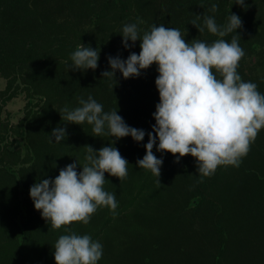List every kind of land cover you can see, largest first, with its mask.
Here are the masks:
<instances>
[{
  "label": "trees",
  "instance_id": "16d2710c",
  "mask_svg": "<svg viewBox=\"0 0 264 264\" xmlns=\"http://www.w3.org/2000/svg\"><path fill=\"white\" fill-rule=\"evenodd\" d=\"M235 3L0 0V264H56L55 243L71 233L101 243L97 264H264V129L238 167L219 166L207 177L198 173L191 155L177 163L176 156L157 151V138L153 152L163 159L158 178L137 165L146 154L147 135L139 143L131 136L97 137L87 122L62 120V109L80 107V99L91 96L130 127L152 131L160 102L158 65L139 77L125 79L119 71L115 78L102 76L111 71L109 56L127 59L141 51L140 41L131 49L122 43L124 25L133 23L141 37L163 24L179 29L186 42L211 44L220 37L207 30L204 16L225 26L231 13L238 15L245 55L237 72L264 94V0H245L247 7ZM233 35L223 39L230 42ZM82 43L100 50L96 70L70 69L71 55ZM16 98L25 105L13 120L7 105ZM57 126L67 127L59 143L50 135ZM88 145L97 151L116 147L129 162L122 181L105 173L104 190L115 195L117 208L100 207L87 224L52 229L35 209L30 188L54 180L69 164L82 166Z\"/></svg>",
  "mask_w": 264,
  "mask_h": 264
},
{
  "label": "clouds",
  "instance_id": "9594fccd",
  "mask_svg": "<svg viewBox=\"0 0 264 264\" xmlns=\"http://www.w3.org/2000/svg\"><path fill=\"white\" fill-rule=\"evenodd\" d=\"M235 4L247 7L245 0H236ZM216 9L212 5L211 11ZM192 25L199 32L204 30L195 20ZM204 25L220 39L211 44L195 39L189 43L179 29L163 24L152 26L141 37L137 24H126L122 30L124 48L131 49L140 41L141 51L130 52L127 59L108 57L111 71H104L103 78H115L117 71L125 79L139 77L142 70L158 65L155 83L160 102L153 113L156 123L151 132L130 127L117 111L105 112L103 105L91 96L87 100L81 98L80 107L62 109L65 125L87 122L93 125L97 137L108 134L118 140L131 136L138 143L147 135L146 154L137 160V165L158 178L163 159L153 152L157 138V151L171 153L177 157V163L179 158L191 155L196 158L197 171L202 176L213 175L219 166L238 167L264 129V94L255 83L243 81L237 72L245 55L237 33L242 28L241 18L231 13L228 23L219 26L214 17L205 15ZM234 32L230 42L223 39ZM99 59L100 50L82 43L71 55L70 69L96 70ZM50 135L57 143L64 141L67 127L57 126ZM85 147L86 163L82 166L78 161L69 164L60 169L54 180L42 179L30 188L35 209L52 229L73 222L87 224L100 207L113 212L117 208L115 195L104 190L105 173L122 181L128 175L129 162L116 147L104 146L98 151L90 145ZM78 165L82 171H77ZM102 255L101 243L89 235H61L54 246L56 264H97Z\"/></svg>",
  "mask_w": 264,
  "mask_h": 264
},
{
  "label": "rangeland",
  "instance_id": "374dc122",
  "mask_svg": "<svg viewBox=\"0 0 264 264\" xmlns=\"http://www.w3.org/2000/svg\"><path fill=\"white\" fill-rule=\"evenodd\" d=\"M1 86V85H0ZM25 100L23 98H16L7 105V110L13 114V120L21 116V110L24 108Z\"/></svg>",
  "mask_w": 264,
  "mask_h": 264
}]
</instances>
